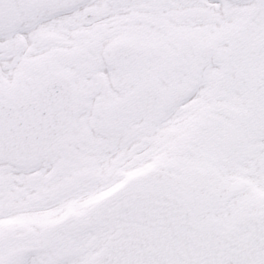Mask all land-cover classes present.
Masks as SVG:
<instances>
[{"label":"snow or ice","instance_id":"1","mask_svg":"<svg viewBox=\"0 0 264 264\" xmlns=\"http://www.w3.org/2000/svg\"><path fill=\"white\" fill-rule=\"evenodd\" d=\"M0 264H264V0H0Z\"/></svg>","mask_w":264,"mask_h":264}]
</instances>
